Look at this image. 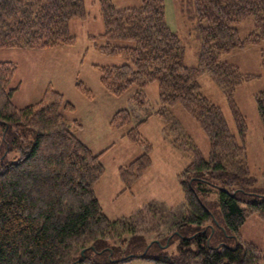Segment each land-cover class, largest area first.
<instances>
[{"label": "trees", "instance_id": "16d2710c", "mask_svg": "<svg viewBox=\"0 0 264 264\" xmlns=\"http://www.w3.org/2000/svg\"><path fill=\"white\" fill-rule=\"evenodd\" d=\"M98 1L104 31L89 35V40L98 52L123 62L93 67L105 90L114 97L128 95L130 104L112 115L109 126L127 128L124 137L141 151L119 167L123 192L132 191L153 164L154 144L141 128L156 117L164 124V139L192 154L177 175L185 209L154 214L146 206L130 217L111 219L95 192L106 173L102 157L107 149L95 152L72 131L82 127L77 119L67 118L75 105L52 84L38 101L17 106L13 96L19 85L12 86L17 65L3 61L0 264H124L135 258L151 264H263L264 246L241 231L250 218L264 219V194L253 190L257 178L245 143L248 126L235 93L243 83L264 76V52L260 74L244 73L225 57L264 42V0H177L190 23L189 34L199 44L195 66L187 65L185 42L167 22L165 0H141L126 8L112 0ZM87 16L85 0H0V49L74 46L77 38L70 23ZM250 18L255 28L242 37L235 25ZM203 75L225 95L236 133L222 109L203 93ZM153 83L159 100L155 110L147 94ZM75 86L94 98L83 81L76 80ZM255 100L264 128V91ZM176 106L206 135L207 156L178 128L171 116ZM214 192L219 214L204 200ZM156 214L169 226L167 233L146 226ZM152 232L155 240L146 243ZM176 234L182 237L178 254L151 255Z\"/></svg>", "mask_w": 264, "mask_h": 264}, {"label": "rangeland", "instance_id": "374dc122", "mask_svg": "<svg viewBox=\"0 0 264 264\" xmlns=\"http://www.w3.org/2000/svg\"><path fill=\"white\" fill-rule=\"evenodd\" d=\"M112 2L118 8H126L138 6L141 0H112ZM85 4L88 16L85 19L72 20L70 23V31L77 38L74 46L57 47L48 50L0 49V62L13 61L17 65L16 75L12 82V86L14 87L19 85V90L13 96V102L17 106L23 107L38 101L42 97L46 87L52 84L54 88L65 94L68 101L75 105V112H69L67 118L70 122L71 120L73 121L72 118L77 119L82 127L78 128V130L72 129V131L86 144H90L89 146L93 150L95 149V152H100L101 148L104 149L110 146L112 140L109 137H113V139L115 137H124L123 134H125L127 129H111L107 116L113 115L119 109L129 107L130 104L128 95L122 97L110 95L100 82L99 72L93 67L94 64L118 65L123 60L119 57L106 56L95 50L93 42L89 40V35L97 36L102 33L104 31V22L98 0H85ZM165 4L166 18L169 26L185 42L186 63L189 66H195L197 64L196 52L199 44L189 34L190 23L180 11V4L177 0H165ZM235 26L239 29L240 35L244 37L254 30L255 23L250 18ZM31 51L47 52L32 55ZM263 52L264 42L261 45L251 46L227 55L225 58L229 62L238 65L244 73L260 74L262 73L261 61ZM76 80L83 81L94 92V98L89 99L85 97L75 86ZM200 83L203 93L222 109L231 130L233 133H236L235 121L223 92L208 75L201 76ZM262 91H264V76L254 78L239 86L236 90L235 98L246 118L248 126L245 143L251 172L257 178L253 190L264 194V128L255 100V95ZM147 94L153 109H157L159 100L156 83L151 84L147 88ZM172 114V118L174 117L177 121L178 128H181L185 136L189 137L193 141V144L207 156L209 153V141L195 120L181 106L174 107ZM159 123L158 119H152L141 128L142 134L156 146V151L152 154L154 168L150 173L146 171L144 180L140 179L133 186L132 191L128 192L126 198L114 200L113 191L108 189L109 181H107V184H103L102 179L95 185L97 196L100 197L104 193L102 205L107 211L117 209L118 211L115 213L121 215L118 218L123 216L130 217L134 212L133 210L138 209V207L144 208L147 206L151 210L150 212L154 214L157 211L168 212L172 209L177 212L185 209V201L176 176L177 173L179 174L191 162L192 154L187 151H179L176 148L175 152L167 153L160 139V137H164L160 134V130L164 124L161 122V128H159ZM114 142L116 143V147L107 156L102 157L103 162L108 167L111 179H114L112 177L116 172L117 164L125 163L126 158H128V151L126 152L124 147L128 150L127 145H132L128 139V143L124 142L122 144L121 141L119 142V139H115ZM111 183L114 190L118 191L116 183L114 181ZM122 185H120V188ZM216 196L217 194L214 192L208 197H204V200L209 203L208 206L212 208L211 210L215 214H219L218 206L213 205ZM106 214L108 215L107 212ZM137 220L138 218H135L133 223ZM162 220L161 215L156 214L151 218L149 224L146 223V226L150 228L152 224L160 231L167 233L169 226L164 224ZM136 224L138 223L136 222ZM241 231L246 239L264 246V219L257 216L250 218V221L247 222ZM155 234V232H152L146 238V243L155 240ZM225 240L228 239L225 238ZM181 241L182 237L176 234L173 236L170 244L164 241L165 245L157 250H152L151 255H156L160 252L166 253L169 256L176 255L179 252L178 246ZM151 249H155V247ZM124 252H127L126 249ZM124 264L151 263L142 258H135Z\"/></svg>", "mask_w": 264, "mask_h": 264}, {"label": "crops", "instance_id": "0c3cea01", "mask_svg": "<svg viewBox=\"0 0 264 264\" xmlns=\"http://www.w3.org/2000/svg\"><path fill=\"white\" fill-rule=\"evenodd\" d=\"M22 50H26V49H22ZM46 50H48V49H46ZM34 51H37V50H34ZM44 52H47V51H41V52H32L31 51V54L32 55H37V54H41V53H44ZM20 87H21V84H20ZM112 117V114L111 115H108L107 116V119H108V122L110 121V118ZM152 119H158V118H156V117H153V118H151L150 120H152ZM149 120V121H150ZM159 120V119H158ZM148 121V122H149ZM147 122V123H148ZM159 128H161V121L159 120ZM144 126V125H143ZM163 129V128H162ZM162 129L160 130V134L161 135H163L162 134ZM109 138H111V140H112V142L110 143V146H108V147H106V148H104V149H102L101 148V151L102 150H106L107 149V151L105 152V154L103 155V157H105V156H107L113 149H114V147H116V143L114 142L115 141V139H119V142L121 141L122 142V144L124 143V142H126V143H128L127 142V138H125V137H115L114 139H113V137H109ZM160 139L162 140V145L164 146V148H165V150H166V152L167 153H171V152H175V148L171 145V144H169L165 139H164V137H160ZM152 142V141H151ZM153 143V142H152ZM113 144V145H112ZM132 144V143H131ZM154 144V143H153ZM90 145V144H89ZM107 145H109V144H107ZM112 145V146H111ZM128 146V150H127V148L126 147H124V149L126 150V152L128 151V153H127V157L128 158H126L127 160H126V162L125 163H118L117 164V166H116V172L114 173V176L112 177V178H114V179H111V177H110V172L108 171V167L106 166V173H105V175L102 177V179H103V184H107V181H109V188L108 189H110V191L112 190L113 191V193H114V200H122V199H124V198H126V196H127V194H128V192H123V188H124V186L122 185V187L120 188V185L121 184H123L122 182H121V179H120V177H119V173H118V167H120V165H123V164H127V163H129L134 157H136V156H138L139 154H140V149L137 147V146H135V145H127ZM92 148V147H91ZM93 149V148H92ZM95 150V149H94ZM96 151V150H95ZM100 151V150H99ZM154 151H156V146H155V144H154ZM154 151H153V154H154ZM105 164V163H104ZM153 168H154V163H153V165L151 166V168H149V170H147V172H152V170H153ZM146 173V172H145ZM149 173H147V174H149ZM177 175H178V173H177ZM146 176V175H145ZM145 176L143 175L142 176V180H144V178H145ZM177 177V176H176ZM101 179V180H102ZM100 180V181H101ZM114 181L115 183H116V187H117V189H118V191H116V189L114 190V188H113V186H112V181ZM111 181V182H110ZM177 182H178V179H177ZM179 184V183H178ZM180 186V185H179ZM120 189V190H119ZM181 189V188H180ZM181 192H182V190H181ZM183 194V193H182ZM98 197V199H99V201L101 202V205H102V199L104 198V193L102 194V196H97ZM102 207H103V209L105 210V212H107L108 213V215H109V217L111 218V219H115V218H118L119 216H121L120 214H118V213H115V212H117L118 210L116 209V210H113V211H107L106 209H105V207L102 205ZM139 208V207H138ZM137 209V208H136ZM136 209H134L133 211H135ZM113 214H114V216H113ZM112 217H114V218H112ZM250 221V219L248 220V222ZM247 224V223H246ZM245 224V225H246ZM245 225L243 226V228L245 227ZM242 228V229H243ZM243 235V234H242Z\"/></svg>", "mask_w": 264, "mask_h": 264}]
</instances>
